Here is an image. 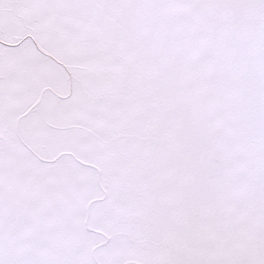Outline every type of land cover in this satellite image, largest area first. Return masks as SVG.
<instances>
[{"label": "snow or ice", "instance_id": "1", "mask_svg": "<svg viewBox=\"0 0 264 264\" xmlns=\"http://www.w3.org/2000/svg\"><path fill=\"white\" fill-rule=\"evenodd\" d=\"M69 5L93 14L142 134L145 264H264V0ZM4 245L0 264H41Z\"/></svg>", "mask_w": 264, "mask_h": 264}, {"label": "rangeland", "instance_id": "2", "mask_svg": "<svg viewBox=\"0 0 264 264\" xmlns=\"http://www.w3.org/2000/svg\"><path fill=\"white\" fill-rule=\"evenodd\" d=\"M0 7V237L41 264H145L142 134L90 10Z\"/></svg>", "mask_w": 264, "mask_h": 264}]
</instances>
